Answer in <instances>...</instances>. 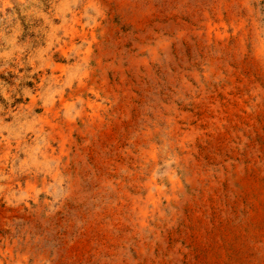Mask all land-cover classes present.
Here are the masks:
<instances>
[{
	"label": "rangeland",
	"instance_id": "rangeland-1",
	"mask_svg": "<svg viewBox=\"0 0 264 264\" xmlns=\"http://www.w3.org/2000/svg\"><path fill=\"white\" fill-rule=\"evenodd\" d=\"M0 264H264V0H0Z\"/></svg>",
	"mask_w": 264,
	"mask_h": 264
}]
</instances>
